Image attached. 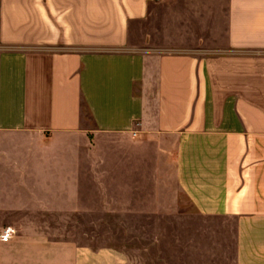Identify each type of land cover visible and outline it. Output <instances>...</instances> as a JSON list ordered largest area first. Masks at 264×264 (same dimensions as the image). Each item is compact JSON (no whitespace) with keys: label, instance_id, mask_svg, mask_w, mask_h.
Masks as SVG:
<instances>
[{"label":"crops","instance_id":"1","mask_svg":"<svg viewBox=\"0 0 264 264\" xmlns=\"http://www.w3.org/2000/svg\"><path fill=\"white\" fill-rule=\"evenodd\" d=\"M6 226L0 264H264V0H0Z\"/></svg>","mask_w":264,"mask_h":264},{"label":"rangeland","instance_id":"2","mask_svg":"<svg viewBox=\"0 0 264 264\" xmlns=\"http://www.w3.org/2000/svg\"><path fill=\"white\" fill-rule=\"evenodd\" d=\"M154 24V18L151 19L150 21H147L146 23L144 24H139V26H133L132 25V28H131V31H130V36L132 39H135L137 38V36L139 35V32H143V31H146L148 32L149 31V28L150 26H152ZM110 224V222H109Z\"/></svg>","mask_w":264,"mask_h":264},{"label":"built area","instance_id":"3","mask_svg":"<svg viewBox=\"0 0 264 264\" xmlns=\"http://www.w3.org/2000/svg\"><path fill=\"white\" fill-rule=\"evenodd\" d=\"M16 235V229L13 226H6L0 231V240L10 241Z\"/></svg>","mask_w":264,"mask_h":264}]
</instances>
